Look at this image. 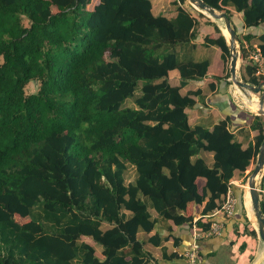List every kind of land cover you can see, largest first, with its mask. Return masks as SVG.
Masks as SVG:
<instances>
[{
    "label": "trees",
    "instance_id": "trees-1",
    "mask_svg": "<svg viewBox=\"0 0 264 264\" xmlns=\"http://www.w3.org/2000/svg\"><path fill=\"white\" fill-rule=\"evenodd\" d=\"M92 1L0 0V264L173 263L165 243L174 237L182 246L179 230L194 224L208 231L229 189L235 216L216 239L242 225L257 241L244 190L233 182L258 157L264 118L254 116L248 129L257 134L244 147L238 134L247 117L226 98L229 71L208 89L224 118L214 123L205 110L209 52L220 50L226 68L230 60L221 29L186 0L173 2L174 18L155 15L151 0H100L90 9ZM203 1L242 35L241 78L260 86L264 76L248 57L256 39L264 56V0ZM199 19L214 29L201 44ZM31 83L38 86L29 91ZM191 83L196 89L182 93ZM187 109L202 120L190 124ZM189 204H204L196 222ZM147 244L161 248L160 259Z\"/></svg>",
    "mask_w": 264,
    "mask_h": 264
},
{
    "label": "crops",
    "instance_id": "crops-1",
    "mask_svg": "<svg viewBox=\"0 0 264 264\" xmlns=\"http://www.w3.org/2000/svg\"><path fill=\"white\" fill-rule=\"evenodd\" d=\"M175 1H177V0H151L152 7H153V9H152L153 13L155 15H163L167 18L176 17L177 9L175 6L172 5L173 2H175ZM99 2H100V0H93L92 5L90 6V9H91V7H94V5L99 4ZM181 6L185 7V5L183 6L182 4H181ZM199 22H200V27L198 29L199 41L197 43L201 44L203 42L205 36H213L214 29L212 26L206 25V23L203 22V20H201V19H199ZM208 27L212 28L211 32L206 31ZM220 54H221V52H220ZM220 54H218L217 57L213 60V66L210 67L208 76L211 73L214 74L213 76H222L225 67H224V64L222 63V61L220 60ZM170 82L173 86L179 85L180 77H179L178 71L175 70V71L170 72ZM195 89H196L195 84L191 83L182 90V93H186L189 90H195ZM203 89L205 90V84H204ZM215 91L216 90H213V93ZM209 96H211L210 93H208V99H207L208 107L205 110H206V113H208V115L212 116L214 123H216L217 121L224 118V114L222 113L223 109L221 108L222 105L219 106L216 103H214L213 98H211L209 101ZM226 98L233 100L231 97V94L229 96H227ZM233 102L235 103L234 100H233ZM186 112L188 113L189 117L191 116V118L189 119L190 124L196 125L202 120L201 119L202 114L198 110L187 109ZM238 122H240V121H238ZM241 124L243 125V123H240L237 125L242 126ZM246 129L247 128L245 127V130H244L245 133L244 134L243 133L238 134V139L240 142H243L244 147H246L248 145L249 141H251V139L254 137L252 134L254 131H251L250 132L251 138H249L248 141L245 140L244 137L248 131ZM205 158L209 164L212 163V154H205ZM233 183L235 185H237L236 181H234ZM197 186H198L199 191H202L203 187L205 186V180L204 179H198ZM203 208H204V204H202V205L189 204V206L185 212L187 215H192L194 217V222H196L201 217H203V214H202ZM172 226L175 230L177 229V227L173 223H172ZM164 235H166V234H164ZM179 236L182 238V241H181V244H183L182 246L180 245V247H178V248H175L173 246V243L175 240L174 237H170L169 241L167 243H165V245H164L165 247H167L169 254L171 253V255L175 259L173 263H167V264H187V261H186L185 257L183 256V251L188 249L189 243H190V246L193 245V243H194L192 231L190 230L189 233H185L184 231L179 230ZM245 239L246 238H244V239L242 238V240L241 239L236 240L235 236L231 232V233L227 234L226 237L222 240H217L216 238L201 240V241H204L203 242L204 257L202 258L203 262L201 264H219L218 261H221V259L219 257V256H221V254H224V256L226 257V260L224 262L225 264H227V262L228 263L232 262L231 259H234V258L244 259L242 264H256L253 261L254 259L252 261H250V259H251V255L255 253L254 248L259 247V241H252L253 243L251 242L252 244H250V245H253V247H251L247 243L246 249L244 251H242L241 245L246 242ZM86 241L93 244L88 239ZM198 244H200V243H198ZM146 250L148 252H150L152 254V256L155 257L156 259H160L162 256L161 248H157V247H154L150 244H147ZM213 251L216 252V255H214L213 257H208L205 255L208 252H213ZM97 254L101 258L103 257L102 253H101V248H99V247L97 248Z\"/></svg>",
    "mask_w": 264,
    "mask_h": 264
},
{
    "label": "water",
    "instance_id": "water-1",
    "mask_svg": "<svg viewBox=\"0 0 264 264\" xmlns=\"http://www.w3.org/2000/svg\"><path fill=\"white\" fill-rule=\"evenodd\" d=\"M195 10L201 12L207 17L211 18L213 21H222L224 28L228 31L229 36H225L223 28L221 31L226 38L229 51H230V68L229 72L231 75V82L239 89L248 94L249 92L260 93L262 92V97L259 100L260 110L255 112L256 116H264V83L260 86L254 87L247 83H244L239 75L240 68V50L238 47V35L235 29L232 26L230 18L224 12H219L216 9L212 8L206 4L203 0H186ZM264 177V141L260 147V151L257 157V165L252 170V173L248 179V185L250 187V196H251V212L256 219L257 227H253L258 233L260 241L264 243V214L261 209V194H260V185L261 179ZM245 206V201H244ZM246 209V206H245ZM247 212V209H246ZM247 218L251 221L248 212Z\"/></svg>",
    "mask_w": 264,
    "mask_h": 264
},
{
    "label": "rangeland",
    "instance_id": "rangeland-1",
    "mask_svg": "<svg viewBox=\"0 0 264 264\" xmlns=\"http://www.w3.org/2000/svg\"><path fill=\"white\" fill-rule=\"evenodd\" d=\"M186 4H189V3L186 1ZM232 12H234L233 9H232ZM207 18H209V17H207ZM209 19L212 20L211 18H209ZM201 20H203V22H205V23L207 22L206 21L207 19H201ZM213 22L216 23L220 28H223L224 29V25H223V22L222 21H213ZM233 23L236 26L237 30L239 31L241 29V27L243 26L242 16L241 15H235L234 18H233ZM206 31L207 32H211L212 31V28L211 27H208ZM240 40H242V35H241V37H238V47H239V50H240ZM253 44H256L254 46H257L259 44V40L258 39L253 40ZM253 50H254V48H253ZM206 51L207 50L205 48H202V47L200 48V52L202 54H204V52H206ZM218 54H220V50L210 51L209 52V55H212L213 56V60L217 57ZM241 63H242V60H240V68H239V75L240 76H241ZM0 64H1V60H0ZM225 68H224V72H223L222 76H224L226 74V72L229 71V68H230V60H229V62L227 64V68L226 69ZM213 75L214 74L211 73L208 76V78L205 79V91H206L207 94L210 93V91L212 92L213 90L216 89V81L214 80V76ZM210 84H213L215 86V89H213V90L212 89H209ZM37 86L38 85L36 83H31L27 87V90H29V91L30 90H33V89L37 88ZM208 89L210 91H208ZM237 89L238 88L231 82V85L228 88V92H229V95L231 94V97L235 101L236 106H238L239 111L241 110L243 112L244 116L247 117V118L243 117V118L246 119V125H245V127L247 128L246 130H248L249 132H251L248 128H249V125L251 124V122L253 121L254 116H256L257 114L253 111V108L251 107V104L248 103V101H252V100H258L259 101L260 98L262 97V92H260V93H253V92H249L248 91V94H247L246 92H244V91L241 90L242 94H239L238 91H237ZM126 105H128V106L132 105V101L131 100L130 101H127ZM190 118H191V116L189 117V119ZM263 118H264V116H263ZM252 134H253V136H255L257 134V132H253ZM256 165H257V159L255 160V162H253L251 164V166L245 172L244 175H239L237 178H235V181L237 182V185L238 186H240L242 188V181L244 179H246V183H248L249 176L252 173V170H254V168L256 167ZM130 170H131L130 173L128 171L127 174H126V178L127 179H128V176H130V177L133 176L134 170L132 168ZM260 179H261V183L263 185V183H264L263 182V177L262 178H259V180ZM21 222H23V221L21 220ZM250 223H251V221H250ZM251 226H253L252 223H251ZM238 230H239L238 233H233V235L235 236V239L236 240H240V239L242 240V238L243 239L246 238L245 240L248 241L247 243L249 245L253 243L252 241H254V240L252 238H249V236L244 232V227L242 225H241V227ZM257 236H258V233H257ZM257 241H259V247L254 248L255 249L254 250L255 253L251 255V258L254 259L253 261L256 264H264V249H263L264 248V243L262 241H260L259 237H257ZM250 246L253 247V245H250ZM219 257H220L221 261H218V263L219 264H225L224 262L226 260V257L224 256V254H221V256H219ZM231 260H232V262H229V263L227 262V264H242V262L244 261V259H241V258H239V259L238 258H234V259H231Z\"/></svg>",
    "mask_w": 264,
    "mask_h": 264
},
{
    "label": "built area",
    "instance_id": "built-area-1",
    "mask_svg": "<svg viewBox=\"0 0 264 264\" xmlns=\"http://www.w3.org/2000/svg\"><path fill=\"white\" fill-rule=\"evenodd\" d=\"M250 62H253L257 66V75L264 76V56L261 49L258 46L254 47V50L250 51ZM264 178V177H263ZM264 182V181H263ZM260 194L264 195V183L260 185ZM237 207V198L229 189L226 196L223 198V203L208 217L216 219L210 226L209 230L204 232L198 229L196 224L192 228V236L194 243L192 249L183 254L187 264H197L199 259V241L210 238L221 237L225 228V221L234 217Z\"/></svg>",
    "mask_w": 264,
    "mask_h": 264
},
{
    "label": "bare ground",
    "instance_id": "bare-ground-1",
    "mask_svg": "<svg viewBox=\"0 0 264 264\" xmlns=\"http://www.w3.org/2000/svg\"><path fill=\"white\" fill-rule=\"evenodd\" d=\"M223 32L225 34V36H229L228 31L224 28ZM233 87V86H232ZM235 90V89H234ZM239 94H242L241 90L237 89ZM237 94V93H236ZM248 103L251 104V107L253 108L254 112H257L258 110H260V106H259V101L258 100H252V101H248ZM264 108V107H263ZM242 188L244 190V201H245V206L248 212V215L251 219V223L253 224L254 227H257V222L255 217L253 216L252 212H251V196H250V187L248 185V183H246L245 185H242Z\"/></svg>",
    "mask_w": 264,
    "mask_h": 264
}]
</instances>
